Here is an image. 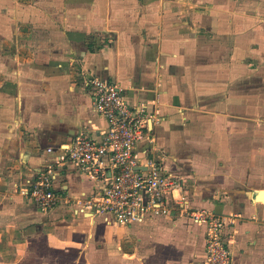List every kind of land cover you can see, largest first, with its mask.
Wrapping results in <instances>:
<instances>
[{"label": "crops", "instance_id": "crops-1", "mask_svg": "<svg viewBox=\"0 0 264 264\" xmlns=\"http://www.w3.org/2000/svg\"><path fill=\"white\" fill-rule=\"evenodd\" d=\"M94 77L148 105L137 152L184 179L143 223L76 213L98 185L64 147L108 129ZM47 171L61 201L44 211L21 189ZM261 194L264 0H0V264H204L188 209L238 215L233 264H264Z\"/></svg>", "mask_w": 264, "mask_h": 264}, {"label": "built area", "instance_id": "built-area-1", "mask_svg": "<svg viewBox=\"0 0 264 264\" xmlns=\"http://www.w3.org/2000/svg\"><path fill=\"white\" fill-rule=\"evenodd\" d=\"M86 85L93 89L95 111L107 120L108 129L100 138L81 133L64 147V158L98 185L96 194L77 200L76 213L102 218L107 225L130 226L169 211V196L183 201L184 179L167 171L155 157L143 158L137 152L153 119L148 105L130 106L118 85L98 77ZM55 181L53 171L43 172L21 193L49 211L61 201ZM188 215L206 228L204 264H233L227 230L239 216L206 209H188Z\"/></svg>", "mask_w": 264, "mask_h": 264}, {"label": "water", "instance_id": "water-1", "mask_svg": "<svg viewBox=\"0 0 264 264\" xmlns=\"http://www.w3.org/2000/svg\"><path fill=\"white\" fill-rule=\"evenodd\" d=\"M257 198H258V195H256L254 199H257Z\"/></svg>", "mask_w": 264, "mask_h": 264}, {"label": "bare ground", "instance_id": "bare-ground-1", "mask_svg": "<svg viewBox=\"0 0 264 264\" xmlns=\"http://www.w3.org/2000/svg\"><path fill=\"white\" fill-rule=\"evenodd\" d=\"M264 194H261L260 197H262Z\"/></svg>", "mask_w": 264, "mask_h": 264}, {"label": "rangeland", "instance_id": "rangeland-1", "mask_svg": "<svg viewBox=\"0 0 264 264\" xmlns=\"http://www.w3.org/2000/svg\"><path fill=\"white\" fill-rule=\"evenodd\" d=\"M115 226V225H114Z\"/></svg>", "mask_w": 264, "mask_h": 264}]
</instances>
